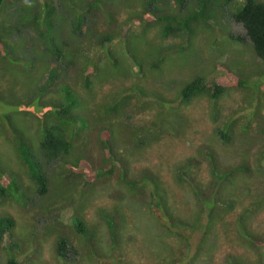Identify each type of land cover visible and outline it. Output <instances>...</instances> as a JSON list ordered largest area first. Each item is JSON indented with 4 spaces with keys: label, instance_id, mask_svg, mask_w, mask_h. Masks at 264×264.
Instances as JSON below:
<instances>
[{
    "label": "rangeland",
    "instance_id": "1",
    "mask_svg": "<svg viewBox=\"0 0 264 264\" xmlns=\"http://www.w3.org/2000/svg\"><path fill=\"white\" fill-rule=\"evenodd\" d=\"M7 1L11 5L14 0ZM41 1V8L46 10V0ZM88 1H47L48 8L54 4L58 7V37L69 43L67 62L61 64L53 56L49 60L51 66L46 62V53L36 50L40 46L33 48L35 31L21 24L33 20L34 9L30 7L22 14L25 8L16 11L11 5L0 13V29L11 23L20 24L19 30L9 32V55L0 57V172L4 168L7 176L17 181L15 197L0 195V218L12 214L16 219L14 236L7 232L4 237L0 264H9L11 258L21 264H260L264 245L250 247L249 233L264 217L254 225L249 219L264 210V198L261 202L259 199L260 190L264 191V171L250 167L244 173L220 180L212 177L209 162L204 160L198 173L186 174L183 182L176 177V165L198 155L207 135H213L226 120L236 119L232 130L237 135L264 137V74L254 75L260 86L258 94L257 90L237 89L230 84L216 101L208 95L197 98L198 95L188 104L182 101L183 90L197 77L211 82L224 76L232 82L231 75H240L239 66H243L241 72L247 79H251L254 66L256 70L264 68L251 59L246 65L241 61L246 54L255 56L253 48L246 44V28L233 16L235 4L244 0L222 6L219 19L203 25L190 22L187 26H180L179 19L194 11L200 0H109L105 3L107 10L117 6L113 25L108 24L110 19L105 13L95 17L89 14L82 27L76 29L73 16L77 10L84 14V9L78 7ZM30 3L21 0L18 5ZM122 23L125 24L118 29ZM166 27L171 32H164ZM118 30L122 42L119 38L113 42L105 40L114 33H99ZM232 33L244 36L246 42L233 40ZM255 60L260 62L257 57ZM155 63L160 64L154 66ZM54 67L55 82L44 85ZM87 77L90 87L84 82ZM63 78L73 82V86L68 82L64 85L69 91L72 88L78 98L79 105L74 110L88 116L86 140L78 141L76 151L68 156L71 160L88 155L96 168L111 163L96 136L103 125L110 123L114 127L113 148L116 159L123 162L122 168L117 167L106 182L85 186L73 170L61 176V159L47 162L40 154L45 126L39 117L54 108L52 100L65 101V94L59 92ZM45 101L48 104L39 108ZM118 101L124 105L111 111ZM161 111H166L164 117L168 120H161ZM187 114L191 118L189 124ZM9 116L27 133L33 154L49 178V193L45 195L38 193L27 165L15 150ZM126 124L129 127H123ZM227 141L232 139L224 140ZM256 147L253 144L252 148ZM233 148L239 154L233 153ZM233 148L230 152L227 148L220 150L223 162L236 163L243 151L252 149L249 144L238 143ZM126 169L127 179L142 180L138 188L125 185L127 180L121 174ZM3 181L0 177V185ZM214 181L217 186L213 198L204 203L194 189L197 184L206 188ZM242 196L253 201L244 208L245 223L240 207L232 211L231 205ZM162 200L192 224L173 222L169 211L159 203ZM211 210L215 220L210 227H214L208 229ZM200 212V219L194 220ZM106 213L113 214L117 222L114 237L109 233ZM77 215L85 217L88 227L89 223L98 224L100 244L115 245V250L96 251L98 238L94 236L84 244L85 250L79 248L74 225ZM161 218L169 222L172 231L160 223ZM60 237L67 240L66 258L57 253ZM76 247L79 253L74 251ZM232 255L237 263L231 261Z\"/></svg>",
    "mask_w": 264,
    "mask_h": 264
},
{
    "label": "trees",
    "instance_id": "2",
    "mask_svg": "<svg viewBox=\"0 0 264 264\" xmlns=\"http://www.w3.org/2000/svg\"><path fill=\"white\" fill-rule=\"evenodd\" d=\"M21 0H14L11 4L14 10L18 11L20 8L24 9L25 11L22 13H26L28 8L32 7L35 11L33 20H30L29 22L21 21V24L25 25L27 28H32L35 31V38L34 39V45L33 48H36L38 45L40 46L39 50L41 52L46 53V62L49 63L50 57L55 56V59L58 62H61V64L67 62L68 58V47L69 43L61 42L62 40L58 37V32L60 30L59 24H56V11L57 7L53 6V8H48V3L46 0V10L42 7V3L44 1L41 0H30V5H23L20 7L18 3ZM105 1L106 0H90L87 6L84 8V14H80L77 10L76 14L73 16L75 19L76 28L80 29L87 17L88 14H91L93 17H95L96 14H99V16L103 13L105 9ZM235 0H200L198 3V6L194 9V11L189 12L185 16L181 17L179 19V25L180 26H187L190 22H197L199 25L207 24L209 21L213 20L214 18L219 19V14H221L222 6L224 5H232ZM7 0H3L2 7L0 9V13L3 10H6V6H11ZM50 5V4H49ZM235 9L233 11V16L235 20L239 23H242L244 27L246 28V36L250 41L246 43L248 45V48L252 50L253 48V56H244V60H241L244 62V64H249L250 61L248 59H251L252 62H255L256 66L264 65V2L259 0H244L243 2H238L235 4ZM45 10V12L43 11ZM95 13V15H94ZM106 17H109L110 21L108 20V24L113 25V22L116 20L115 12L108 11L105 14ZM125 23H122L118 25L121 27ZM20 24L13 25L12 23L10 25H6L4 28L0 29V34L3 39H0V57L6 58L9 54L8 46H6V42L10 43V31L11 29L19 30ZM121 30V29H120ZM120 30L117 32L115 31H106V32H99L101 34L105 33H114L115 35H111L110 38H106V41H114L119 38V42L121 41V35ZM96 31V30H95ZM164 32L169 33L171 32V28L166 27L164 29ZM93 33V32H92ZM119 35V36H118ZM233 40L235 41H244L245 37L241 35H235L231 34ZM58 42H57V41ZM215 41H217L218 45V37H216ZM103 42V41H101ZM216 46V44H215ZM88 47V46H87ZM217 47V46H216ZM224 48V46L222 47ZM51 53V55H50ZM255 57H257L260 62H256ZM245 59H247L245 61ZM138 63H141L139 60H137ZM160 63L153 64L154 66H159ZM228 65V64H227ZM225 65V66H227ZM49 66L50 63H49ZM241 68L243 66H239V73L240 75H231L234 77L232 79V82L228 80L226 77L218 76L214 79V81H207L203 77H197L192 82L187 84L185 89L183 90V102L188 104L192 101V99L196 96L197 98H202L203 96L208 95L211 99L216 101L222 94L223 90L228 87V85L232 84L235 85L237 89L246 87L247 89H253L257 90V94L259 92V82L257 79H255L254 75L261 76L264 74V68H259L256 70V67L254 66L249 76L251 79H247L245 77L246 75L242 74ZM49 71V77L47 82L44 85H51L55 82V67L50 69ZM89 75V74H88ZM237 76V77H235ZM43 78V77H42ZM41 78V79H42ZM260 78V77H259ZM84 80L86 87H90V78H85ZM41 80H39L40 82ZM66 80L63 78L60 81L59 84V92H63L65 95L63 98L65 99L64 102H60L57 100H52V103L54 105L53 109H50L46 111L41 117H39V120L42 122L43 119V125L45 136L40 144V154L43 156V158L47 162H53L56 160L61 159L62 165H61V172L60 175L63 176L64 173H66L68 170H73L77 172L82 180L85 182V186H92L94 184H98L100 182H106L110 180L111 176L116 172L117 167L122 168V160L116 159L115 151H114V140H113V125H110V123H107L105 126L103 125L102 128L97 132L98 137L97 141L101 148L105 151L107 157L110 159L111 163H109L107 166H101L99 168H96V165L90 160L89 156L87 155H78L75 156L74 160H71L68 156L72 154L77 149L78 141H81L84 143L86 140L84 137V130L88 127L87 121L88 116L85 113L76 112L74 109L76 106H78V98L74 96L72 92V88L68 89L64 85ZM71 86H73V82H68ZM42 90L43 87L40 86ZM50 94V93H48ZM51 97H53L50 94ZM48 97V96H46ZM45 97V98H46ZM196 99V98H195ZM126 100V98L124 99ZM48 101V100H47ZM31 102V99L29 103ZM48 104V102L41 103L39 108L43 107L44 105ZM124 105V102L118 101L114 107L111 108V111L119 110V107ZM40 110V109H39ZM164 110H167L164 108ZM119 114L121 112H118ZM166 111H161V120H168L169 118H165ZM168 114V113H167ZM40 116V115H39ZM216 116V115H215ZM10 121V125H12V130L14 131L12 134V142L14 144L15 150L21 160L27 165L29 169V173L31 175V178L36 182L37 185V191L38 193L45 195L49 193V178L44 173L40 162L37 161L36 157L33 154L32 146L28 140L27 133L21 128V124L18 122H14L11 117H8ZM190 116L187 114V120L186 123H190ZM190 120V121H189ZM215 120H219V118L216 117ZM236 120V119H234ZM233 120V121H234ZM189 123H188V122ZM229 122V120L224 121L222 125L217 127L215 133L211 136H208L205 138L207 142H204V145H200L198 149V155H193L187 157L184 161H180L176 165V172H177V180L180 182H183V176L186 174H194L198 173L199 170L202 167V163L204 160L206 162H209V168L212 173V177H218L221 179H224L226 177L230 176H236L238 174L244 173V170H248L250 167L257 168L260 171H264V137L256 138L246 134H239L238 135L234 132L233 125L235 123ZM228 122L230 124H228ZM186 124V125H187ZM229 125V126H228ZM123 127H129L128 124L123 125ZM185 132V129L182 131ZM212 137V138H211ZM99 138V140H98ZM210 138V139H209ZM230 140L224 142V140ZM240 141V142H239ZM240 145H246L249 144V147L252 148L253 144L256 145V148H252L249 152H242L240 154L241 160H239L236 163H230V162H223L222 155L220 150H226V148L229 150L235 147L236 144ZM234 148L232 150L233 153L239 154L238 150H235ZM76 153V152H75ZM79 167V169H75ZM198 171V172H197ZM4 174H3V173ZM128 172L126 170H122V177L127 176ZM0 177L4 179L2 184L0 185V195L5 196V198H8L10 196L15 197L14 187L17 186L16 179L8 175L4 168H2V171L0 172ZM6 179H5V178ZM195 179L196 176L194 177ZM125 185L131 188H138L139 184L141 183V179H127L126 178ZM197 187H195L194 191L196 195L204 202H211L213 198V194L215 192V188L217 184L211 183L206 186V188H203L201 184H197ZM264 187V184L262 185ZM17 190V189H16ZM126 191V189H125ZM264 198V191L259 192V199L260 202ZM161 199V198H159ZM253 201L249 200L246 196L244 199V196L242 198L233 200L232 202V211H236L238 207H240L242 214L243 222H247V219H244L245 214V207H250ZM159 203H163L165 208L169 211L170 219L173 222H180V223H187L189 225L192 224V221H185L174 211V209L171 208V206L168 205V202H164L163 200ZM160 208V206H158ZM236 208V209H235ZM213 209V208H212ZM231 213V212H230ZM80 214V213H79ZM78 214V215H79ZM264 210L260 211L258 213H255L252 215L250 220V225H254L255 222L260 219L261 217H264ZM74 222L75 225V231L77 234V245L79 248L86 249L84 247V244L87 242L89 243V237L94 236L98 238V243L94 244L96 251H106L108 249L115 250V245L108 246L107 244L101 245L102 242L100 240V234L98 233L99 227L96 223H89L90 227L86 224L85 217L83 215L78 216ZM201 212L197 215V217L194 218V220L200 219ZM255 218V219H254ZM261 218V220H262ZM160 220V219H159ZM212 220H215L212 215V210L209 211V223L207 228L211 229L213 227H210V222ZM105 221L107 222L109 233L112 234L113 237L116 235L117 230V222L115 220V217L111 213H106ZM161 224L168 228L170 231H172L171 227L169 226V222L162 221V218L160 220ZM254 222V223H253ZM259 223V222H258ZM173 225V224H172ZM16 226V219L12 214H7L5 216H2L0 218V249L4 245V237L6 233L10 234L11 236H14V229ZM256 227L252 228L250 235V239L252 243L251 246H256L258 243L264 245V221L255 224ZM247 227V226H246ZM257 228V229H256ZM172 234V233H171ZM96 245H99L100 248H98ZM132 249V248H131ZM77 253H79L77 247L74 249ZM180 251H183L181 249ZM57 253L60 257L66 258L68 257V248H67V240L63 237H60V239L57 242ZM173 257H176L174 255ZM177 257H181V255H177ZM235 256L232 255L231 261L233 263H237V260L233 261ZM261 262L260 264H264V254H262L260 258ZM244 263V262H240ZM9 264H21L16 258H11L9 260ZM107 264V262L105 263ZM111 264V262H109ZM159 264H162L161 261ZM175 264V263H171Z\"/></svg>",
    "mask_w": 264,
    "mask_h": 264
},
{
    "label": "clouds",
    "instance_id": "3",
    "mask_svg": "<svg viewBox=\"0 0 264 264\" xmlns=\"http://www.w3.org/2000/svg\"><path fill=\"white\" fill-rule=\"evenodd\" d=\"M107 1H109V0H106L105 3H106ZM88 3H89V1H88ZM88 3H87V4H88ZM87 4H86V5H83L82 7H78V9H81V10L84 9V8L87 6ZM52 5H53V4H52ZM54 6H56V5L54 4ZM56 7H57V6H56ZM57 8H58V7H57ZM116 10H117V6H114V8H113L112 10H107V9L105 8L104 11H103V13L106 14L108 11H112V12H115V16H116V14H117ZM98 13L100 14V11H99ZM88 15H89V14H88ZM88 15H87V16H88ZM96 15H97V14H96ZM96 15H95V16H96ZM75 28H76V26H75ZM76 29H78V28H76ZM249 42L251 43L250 40H249Z\"/></svg>",
    "mask_w": 264,
    "mask_h": 264
},
{
    "label": "water",
    "instance_id": "4",
    "mask_svg": "<svg viewBox=\"0 0 264 264\" xmlns=\"http://www.w3.org/2000/svg\"><path fill=\"white\" fill-rule=\"evenodd\" d=\"M2 3H3V0H0V9H1V7H2Z\"/></svg>",
    "mask_w": 264,
    "mask_h": 264
}]
</instances>
